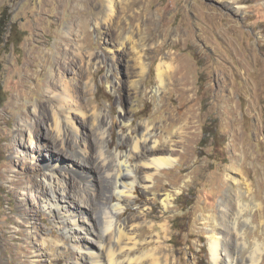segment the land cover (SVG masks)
Segmentation results:
<instances>
[{
    "label": "rangeland",
    "instance_id": "obj_1",
    "mask_svg": "<svg viewBox=\"0 0 264 264\" xmlns=\"http://www.w3.org/2000/svg\"><path fill=\"white\" fill-rule=\"evenodd\" d=\"M120 1L125 8L116 3L105 24L106 0H0V17L10 16L0 43V240L9 243L0 249V264L27 259V229L16 231L18 219L25 224L18 201L21 186L16 183L39 181L37 171L47 163V151L36 152V164L16 156V125L22 118L33 120V103L46 104L51 69L64 54L72 68L77 65L75 54L93 55L87 65L92 77L83 87L92 105L112 106L117 113L121 94L133 127L150 122L160 140L171 137L176 160L156 176L149 194L156 193L158 200L148 218L159 227L160 198L172 195L173 203L164 212L171 222V264H212L207 218L214 214L221 219V200L231 193L227 175L232 159L237 162L238 187L250 189L244 201L259 204L264 217V0ZM235 7L242 9L236 12ZM10 26V38L17 45L7 43ZM126 35L137 51L128 42L121 47ZM139 54L147 66L141 75ZM190 106L193 124L180 137L176 121ZM118 134L114 129V143ZM138 190L140 203L146 192ZM34 196L32 190L26 192L22 207L42 234L50 236L47 259L64 264V256L53 246L59 234ZM254 217L257 223V210ZM250 229L247 240L251 235L263 240L261 225Z\"/></svg>",
    "mask_w": 264,
    "mask_h": 264
},
{
    "label": "bare ground",
    "instance_id": "obj_2",
    "mask_svg": "<svg viewBox=\"0 0 264 264\" xmlns=\"http://www.w3.org/2000/svg\"><path fill=\"white\" fill-rule=\"evenodd\" d=\"M106 2L107 14L102 19L105 24L115 13L114 5L117 3L121 7L124 4L120 0ZM241 9L234 8L236 12ZM125 42L136 50L131 36L123 38L122 48ZM67 55H62L55 68L51 69L46 104L33 103V120L22 118L16 125L17 157H25L31 164H36V152L47 151V163L37 171L41 179L24 185L19 180L16 183L21 186L19 209L24 211L20 218L26 224L22 225L18 219L16 231L21 234L18 228L25 226L30 240L29 250L23 249L27 259L21 264L60 262L59 259H47L45 247L50 236L42 234L43 229L31 222V213L22 207L26 192L31 190L36 203L41 204V209L59 234L60 238L53 240V246L64 256V264H171L174 258L168 244L172 240L171 222L164 212L173 203L172 195L168 193L160 198L163 212L159 216V227L149 220L151 205L158 200L156 193L149 194L156 176L176 160L171 137L160 140L150 122L133 127V120L122 106L125 99L120 93V110L117 113L112 112V106L99 109L92 105L88 92L83 93V87L92 77L87 65L93 55L75 54L77 65L73 68L67 62ZM96 58L106 64V58V61ZM136 64L140 75L143 74L147 66L141 54L136 57ZM157 75L162 84L160 70ZM74 79L77 83L73 82ZM121 81L116 86L119 91L123 88ZM183 106L186 107L185 101ZM193 119L191 106L179 113L176 122L181 124L177 130L180 137L186 133L185 129L191 127ZM114 129L119 132L118 143L113 141ZM21 165L25 166L24 161ZM236 166V160L232 159L227 175L231 193L229 198L221 200V219L214 214L207 218L211 263L264 264V217L259 204L244 201L250 189L242 191L238 187L240 179L236 176ZM138 188L146 192L140 203L142 194ZM127 210L133 212L124 216ZM255 210L260 214L257 223ZM256 224L261 225L263 240L255 235L247 240V230L255 228ZM8 244L6 239L0 240V249ZM242 253L244 255L241 256Z\"/></svg>",
    "mask_w": 264,
    "mask_h": 264
},
{
    "label": "trees",
    "instance_id": "obj_3",
    "mask_svg": "<svg viewBox=\"0 0 264 264\" xmlns=\"http://www.w3.org/2000/svg\"><path fill=\"white\" fill-rule=\"evenodd\" d=\"M9 25H10V16L7 14H5L4 16H1L0 17V43L3 40L2 39L3 36L7 33V29L9 27ZM9 34H10V36L8 38H10L11 35H13V32L11 31V26H10V33ZM7 43H9V44L12 43L14 45L15 44L17 45V43H15L14 40L11 38H10L9 42H7ZM0 55H1V44H0ZM0 70H1V68H0ZM3 102H4V100H1V104H3Z\"/></svg>",
    "mask_w": 264,
    "mask_h": 264
}]
</instances>
